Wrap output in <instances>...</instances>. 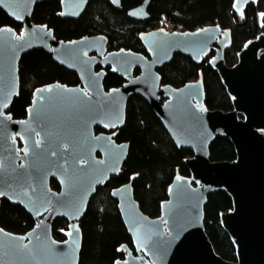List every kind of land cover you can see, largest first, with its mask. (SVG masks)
<instances>
[{
	"label": "water",
	"instance_id": "water-1",
	"mask_svg": "<svg viewBox=\"0 0 264 264\" xmlns=\"http://www.w3.org/2000/svg\"><path fill=\"white\" fill-rule=\"evenodd\" d=\"M45 1L52 0H0L7 16L23 26L21 33L0 28V207L2 200L20 205L35 221L25 235L0 226V264H80V222L97 190L120 174L129 157L130 144L117 143L109 132L125 126L135 96L150 105L175 145L194 155L185 160L190 177L177 170L160 217L142 211L132 182L111 191L135 250L123 245L125 257L115 264H264V34L249 41L231 67L225 61L230 33L216 25L195 32L150 31L140 37L147 55L109 51L105 35L65 42L33 23L36 5ZM59 1V16L78 20L91 0ZM110 1L121 8L120 0ZM257 1L236 0L234 10L241 13ZM150 2L129 17L149 19ZM34 50L74 72L80 84L37 88L27 117L15 120L8 110L20 93V61ZM211 51L210 66L233 103L229 112L207 109L201 80L181 88L162 85L159 69L175 55L200 64ZM108 71L125 81L122 87L105 89ZM219 136L231 140L234 161L211 160L210 147ZM217 191L233 201L221 221L236 248L235 262L218 254L206 232L208 195ZM58 218L69 222L65 241L53 235Z\"/></svg>",
	"mask_w": 264,
	"mask_h": 264
},
{
	"label": "trees",
	"instance_id": "trees-1",
	"mask_svg": "<svg viewBox=\"0 0 264 264\" xmlns=\"http://www.w3.org/2000/svg\"><path fill=\"white\" fill-rule=\"evenodd\" d=\"M146 0H120L117 9L110 0H91L85 13L78 20L63 19L59 0L37 4L32 21L54 31L59 41H77L85 37L105 35L109 39V51L127 50L147 55L140 37L153 30H165L167 24L182 25L184 32H195L207 26H220L228 31L231 44L225 51L226 64L231 67L238 62V54L244 46L264 34L261 15L264 0L250 3L239 13L234 10L236 0H151L149 19L136 20L129 11L140 7ZM10 27L21 33L23 26L11 20L0 7V28ZM215 51L200 64L191 58L177 54L173 60L159 69L162 85L181 88L188 83L201 80L205 92V106L209 110H233V103L218 72L210 66ZM139 71L135 72L138 75ZM20 93L8 113L15 120L27 117L37 88L56 82L67 86H78V76L54 62L43 50H34L24 55L19 66ZM124 80L108 71L104 87L108 91L122 87ZM97 133L103 132L97 128ZM115 134L117 143H129V157L118 176L97 190L87 212L80 222L83 232V248L80 264H115L125 254L120 250L128 245L134 252L133 241L118 209V202L111 191L129 182L142 211L150 217L161 216V205L168 199V190L177 170L183 176H191L185 160L194 155L188 148H178L161 120L150 105L140 96L128 104L126 124ZM214 162L234 161L235 147L227 137L219 136L210 147ZM53 190L59 191L56 180L51 181ZM233 209V201L226 191L208 195L205 207V228L218 254L227 261H237L236 248L231 237L222 226L221 215ZM0 226L5 230L25 235L35 226L34 219L20 205L2 200ZM69 222L58 218L53 224V235L65 241Z\"/></svg>",
	"mask_w": 264,
	"mask_h": 264
},
{
	"label": "built area",
	"instance_id": "built-area-1",
	"mask_svg": "<svg viewBox=\"0 0 264 264\" xmlns=\"http://www.w3.org/2000/svg\"><path fill=\"white\" fill-rule=\"evenodd\" d=\"M167 28H184V27L182 25H174V24L170 23Z\"/></svg>",
	"mask_w": 264,
	"mask_h": 264
},
{
	"label": "rangeland",
	"instance_id": "rangeland-1",
	"mask_svg": "<svg viewBox=\"0 0 264 264\" xmlns=\"http://www.w3.org/2000/svg\"><path fill=\"white\" fill-rule=\"evenodd\" d=\"M169 24H170V23H169ZM169 24H167V27L169 26ZM167 27H166V28H167Z\"/></svg>",
	"mask_w": 264,
	"mask_h": 264
},
{
	"label": "flooded vegetation",
	"instance_id": "flooded-vegetation-1",
	"mask_svg": "<svg viewBox=\"0 0 264 264\" xmlns=\"http://www.w3.org/2000/svg\"><path fill=\"white\" fill-rule=\"evenodd\" d=\"M148 9H149V7H148ZM148 11V10H147Z\"/></svg>",
	"mask_w": 264,
	"mask_h": 264
},
{
	"label": "snow or ice",
	"instance_id": "snow-or-ice-1",
	"mask_svg": "<svg viewBox=\"0 0 264 264\" xmlns=\"http://www.w3.org/2000/svg\"><path fill=\"white\" fill-rule=\"evenodd\" d=\"M53 155H54V153H53Z\"/></svg>",
	"mask_w": 264,
	"mask_h": 264
}]
</instances>
